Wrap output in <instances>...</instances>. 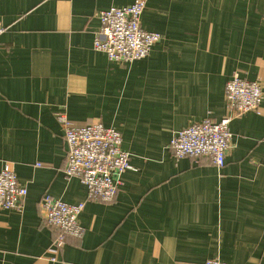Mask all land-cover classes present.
Segmentation results:
<instances>
[{"label": "crops", "instance_id": "crops-1", "mask_svg": "<svg viewBox=\"0 0 264 264\" xmlns=\"http://www.w3.org/2000/svg\"><path fill=\"white\" fill-rule=\"evenodd\" d=\"M135 0H0V173L28 195L0 208V264H264V96L232 120L225 166L176 159L178 131L228 115L227 83L260 81L264 0H146L142 28L162 35L129 64L94 50L99 14ZM122 136L132 170L111 203L65 174L59 117ZM46 195L84 203L82 238L47 226Z\"/></svg>", "mask_w": 264, "mask_h": 264}, {"label": "built area", "instance_id": "built-area-1", "mask_svg": "<svg viewBox=\"0 0 264 264\" xmlns=\"http://www.w3.org/2000/svg\"><path fill=\"white\" fill-rule=\"evenodd\" d=\"M4 1L10 10L14 0ZM145 8L146 0H135L132 5L101 12L94 50L107 55L110 61L124 64L147 58L162 40V35L142 28ZM3 31L0 25V33ZM263 96L260 81L249 82L238 76L232 78L225 89L228 115L220 122L205 121L176 132L169 144L175 158H208L214 166L223 168L232 148V120L258 111ZM59 121L67 146L65 174L81 181L90 201L111 203L122 185L123 175L133 169L130 155L122 149L121 134L100 122L77 127L64 116L59 117ZM27 195L28 190L18 183L14 169L5 164L0 173V208L21 211ZM40 208L47 226L61 233L55 244L58 249L65 246V236H84L85 230L80 223L84 203L68 204L46 195ZM204 264L227 263L216 258Z\"/></svg>", "mask_w": 264, "mask_h": 264}]
</instances>
